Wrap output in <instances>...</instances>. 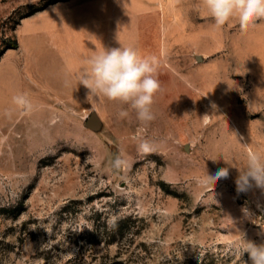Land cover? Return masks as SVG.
<instances>
[{"label":"rangeland","instance_id":"1","mask_svg":"<svg viewBox=\"0 0 264 264\" xmlns=\"http://www.w3.org/2000/svg\"><path fill=\"white\" fill-rule=\"evenodd\" d=\"M54 1L0 0V53L20 45L0 57V264H110L121 242L130 264H251L244 241L264 243V192H237L236 179L249 150L264 154V19L217 28L200 0H111L106 23L72 5L61 32ZM128 45L159 61L147 125L88 98L77 76L56 80L64 60ZM93 112L100 130L86 126Z\"/></svg>","mask_w":264,"mask_h":264},{"label":"clouds","instance_id":"2","mask_svg":"<svg viewBox=\"0 0 264 264\" xmlns=\"http://www.w3.org/2000/svg\"><path fill=\"white\" fill-rule=\"evenodd\" d=\"M200 7L217 28L236 20L241 30H247L257 20L264 19V0H200ZM83 63L84 67L77 74V83L89 90L88 98L103 96L108 101L126 105L127 108H122L118 116L125 118L131 110L142 125L156 119L153 105L162 85L157 76L159 61L155 55L141 56L134 45H128L103 48L86 57ZM12 103L26 115L34 108L27 93L14 95ZM139 150L147 154L152 147L144 140L139 144ZM112 165L117 170H126L129 166L120 156ZM228 174L227 168L220 169L214 176L207 174L205 182L216 183L227 178ZM236 186L237 192H246L253 187L264 192V154L252 150L247 152L246 167L239 171ZM242 211L248 214L246 208ZM245 252L251 264H264V243L244 241L243 254Z\"/></svg>","mask_w":264,"mask_h":264},{"label":"crops","instance_id":"3","mask_svg":"<svg viewBox=\"0 0 264 264\" xmlns=\"http://www.w3.org/2000/svg\"><path fill=\"white\" fill-rule=\"evenodd\" d=\"M110 1L111 0H67V1L60 0V1L54 2L55 5L57 6V9H58V11H56V20L59 19V21L61 23L60 24L61 32H64L65 31V27H64V24L65 23H64V20H65V18L70 17V16H68L69 15L68 10H69V8L72 5H75L76 3H78L80 5L79 6V10H78V13H79L78 16L79 17H82V16L85 17V16L91 15V19H92L93 23H106L105 22L106 18L103 15V12H104L103 10H106V2L109 3ZM102 4H103V6H102ZM49 6L47 8H45L44 10L36 11L35 13L31 14L30 16L24 18L23 23H25L27 20H30V19H33V18L39 16L42 12L46 11L47 9H49ZM110 8L111 7L109 6L108 14L111 15ZM62 10H65V12H62ZM74 11H77V10H74ZM74 11L71 12L72 17L75 16ZM139 14H140V17L143 16V14H141V12H139ZM138 27L141 28V25H139ZM47 29H48L47 27L46 28L44 27V29H42V30H47ZM18 42H19V39H18ZM135 45L137 46V44H135ZM137 47H139V46H137ZM59 49H60V47H55V51H53V52H55L56 56H57L58 53L60 54L63 51V50H59ZM64 50L66 51V53H72L73 52L70 49H64ZM6 52H7V50L5 51V53ZM60 66L64 70H66L65 71V76L63 78H61V79H57L56 78V80H58V81L62 82L63 84H65V83H67L66 80H68V78H70L72 76H77V74L79 73L80 69L84 67V64L77 63V62L74 63V61L64 60ZM49 81H51V80H49ZM49 81L47 80V82H44V83L46 84ZM35 83H37V82H35ZM35 83H34V88H37L38 85H36ZM65 87L67 88L68 86L66 85Z\"/></svg>","mask_w":264,"mask_h":264},{"label":"trees","instance_id":"4","mask_svg":"<svg viewBox=\"0 0 264 264\" xmlns=\"http://www.w3.org/2000/svg\"><path fill=\"white\" fill-rule=\"evenodd\" d=\"M57 1H60V0H55L54 2H57ZM53 2V3H54ZM37 11V10H36ZM36 11L32 12L31 14L35 13ZM30 14V15H31ZM19 47V42H18V39L15 37V40L14 42H12L11 44H9L1 53H0V57L4 54V52L8 49H11V48H18ZM119 244V242H118ZM121 244V245H120ZM119 244V247H118V252L117 254L113 257V260L110 264H130L129 261H125L124 259H121V254H122V250L123 248H126V246H129L130 244L127 243V242H121ZM124 244H125V247H124ZM128 244V245H126ZM70 264H82V260H78V258H75L74 260H72L70 262Z\"/></svg>","mask_w":264,"mask_h":264},{"label":"water","instance_id":"5","mask_svg":"<svg viewBox=\"0 0 264 264\" xmlns=\"http://www.w3.org/2000/svg\"><path fill=\"white\" fill-rule=\"evenodd\" d=\"M86 126L94 130H100L102 127V121L99 118L97 112H93L87 119Z\"/></svg>","mask_w":264,"mask_h":264}]
</instances>
